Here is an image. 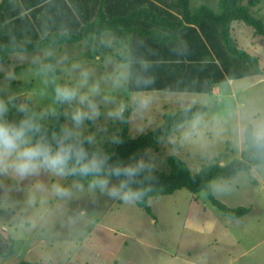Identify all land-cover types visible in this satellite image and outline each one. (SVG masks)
I'll return each instance as SVG.
<instances>
[{"label": "rangeland", "instance_id": "obj_1", "mask_svg": "<svg viewBox=\"0 0 264 264\" xmlns=\"http://www.w3.org/2000/svg\"><path fill=\"white\" fill-rule=\"evenodd\" d=\"M217 1L191 0V7L207 4L217 11ZM239 4L264 25V0L255 5L240 0ZM255 32L242 21L231 23L236 46L257 58L261 72L224 81L212 94L131 91L128 63L89 42H77L18 52L0 62V99L12 101L6 117L19 113L20 106H33L49 123L62 107V125L71 128L70 114L78 105L58 103L54 88L79 87L81 72L87 70L88 86L79 90L83 93L99 85L100 94L94 99L101 115L95 122L86 120L81 131L84 136L94 134L91 145L101 148L118 143L124 122L109 117L108 112L121 105L131 110L128 125L133 138L159 126L165 113L204 105L203 111L155 146L137 152L134 159L135 166L144 164L146 170L170 172L168 159L176 155L197 173L204 165H226L239 158L246 148L247 126L252 125L256 139L264 126V37ZM102 36L110 39H106L108 34ZM110 50L126 51L118 46ZM143 99L148 100L146 106L140 104ZM251 168L212 182L217 200L232 208L250 209L240 218L224 213L204 191L194 194L184 188L156 197L151 201L153 216L137 199L112 197L71 175L58 176L46 169L23 178L0 173V264L23 260L42 264H264V164ZM119 183L112 179L109 186ZM57 187L66 189L68 195L58 194Z\"/></svg>", "mask_w": 264, "mask_h": 264}, {"label": "trees", "instance_id": "obj_2", "mask_svg": "<svg viewBox=\"0 0 264 264\" xmlns=\"http://www.w3.org/2000/svg\"><path fill=\"white\" fill-rule=\"evenodd\" d=\"M240 0H218L217 11L207 4L194 8L191 0H155L152 8L135 7L133 0H0V62L10 55L37 49L50 50L56 45L89 42L96 47V36L110 32L121 46L128 43V51L118 53L122 62L129 63L128 87L131 91L164 90L169 92H197L212 94L218 84L256 75L261 72L257 58L236 46L231 23L242 21L264 37L261 19L254 17ZM259 0H249L257 4ZM97 48V47H96ZM144 80L152 83L144 84ZM204 105H196L175 113H165L163 122L155 129L133 138L124 110V127L114 148L85 144L89 153L108 157L111 166H135L140 150L155 146L178 126L191 120ZM32 117L41 126L33 134V142L41 135L51 141L53 132L63 127L64 113L60 107L53 123L40 117L33 106L26 112L5 117L19 122ZM246 148L241 156L226 165L211 163L193 173L186 162L176 155L168 159L170 172L142 170L131 184L144 195L137 199L139 206L154 216L151 201L156 197L188 189L196 194L204 191L211 202L233 218L249 212L248 207L232 208L217 200L212 182L228 179L254 165L264 164V140L256 139L252 125L244 131ZM89 186L92 177H79ZM124 179L112 176L109 180ZM0 254L2 253L0 245ZM19 264H42L23 260Z\"/></svg>", "mask_w": 264, "mask_h": 264}, {"label": "clouds", "instance_id": "obj_3", "mask_svg": "<svg viewBox=\"0 0 264 264\" xmlns=\"http://www.w3.org/2000/svg\"><path fill=\"white\" fill-rule=\"evenodd\" d=\"M89 72H81V84L79 87L58 85L54 88L55 100L58 103H77L70 114L73 127L63 126L60 131L53 132L51 141L46 135H41L33 142V134L41 131V126L32 117H26L19 122H11L5 117L9 111L11 99H0V173L11 172L18 177H27L37 173L40 169H46L58 176L92 177L89 187L99 188L112 197H119L124 201L141 198L144 193L134 190L131 184L136 183L135 177L144 170L146 165L136 166H111L108 157L99 153H89L85 144L94 143V134L84 136L81 127L86 120L95 122L101 115L99 104L94 99L100 94L98 84H93L87 92H80V87L88 86ZM10 79V77H7ZM144 84L152 83L144 80ZM106 99V98H105ZM147 99L141 100V106H146ZM124 106L108 112V116L122 120ZM20 112H26L24 106L19 107ZM55 115V112H53ZM65 115H69L65 113ZM257 138L264 140V126L257 132ZM123 177L119 185L109 186V178ZM56 192L62 196L68 195L66 189L57 187Z\"/></svg>", "mask_w": 264, "mask_h": 264}, {"label": "crops", "instance_id": "obj_4", "mask_svg": "<svg viewBox=\"0 0 264 264\" xmlns=\"http://www.w3.org/2000/svg\"><path fill=\"white\" fill-rule=\"evenodd\" d=\"M133 1H135V7H138L139 6V4L140 5H143L145 8H152V2H154L155 0H133ZM102 34H108V36L106 37V39L107 38H109L110 37V39H108L107 41H105V40H103V36H102ZM111 40H113V41H111ZM114 40H115V38L113 37V36H111V34H110V32H103V33H101V34H99V36H98V40L96 41V43H97V45H96V47H98V49L100 50V51H105L104 53H106V52H108L109 51V53H112V55L114 56V57H116V58H118L119 59V57H118V52H112L110 49H111V47H115V46H118V45H116L115 43H114ZM118 47H120V48H122V49H125L126 51H128V43L127 42H124L121 46H118ZM107 50V51H106ZM125 51V52H126ZM124 53V52H123ZM128 63V62H127ZM129 64V63H128ZM229 82V81H228ZM230 83V82H229ZM219 85V84H218ZM217 85V86H218ZM217 86H216V88H215V91H214V93L217 91ZM252 169V168H251ZM174 194V193H173ZM170 195H172V194H170ZM199 195V194H198ZM198 200V199H197ZM206 200V199H205ZM212 207V209L214 208L213 206H211ZM217 211V210H216ZM235 257H232V259H234Z\"/></svg>", "mask_w": 264, "mask_h": 264}]
</instances>
